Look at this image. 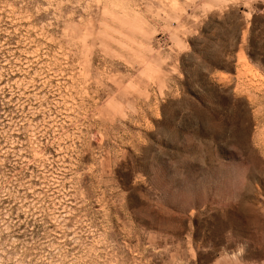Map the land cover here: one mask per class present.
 <instances>
[{
  "label": "rangeland",
  "instance_id": "1",
  "mask_svg": "<svg viewBox=\"0 0 264 264\" xmlns=\"http://www.w3.org/2000/svg\"><path fill=\"white\" fill-rule=\"evenodd\" d=\"M0 264H264V0H0Z\"/></svg>",
  "mask_w": 264,
  "mask_h": 264
}]
</instances>
